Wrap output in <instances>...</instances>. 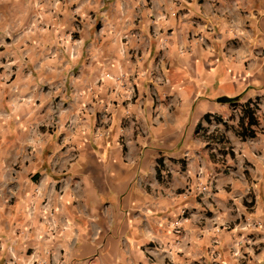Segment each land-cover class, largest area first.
<instances>
[{
    "label": "crops",
    "instance_id": "1",
    "mask_svg": "<svg viewBox=\"0 0 264 264\" xmlns=\"http://www.w3.org/2000/svg\"><path fill=\"white\" fill-rule=\"evenodd\" d=\"M0 264H264V0H0Z\"/></svg>",
    "mask_w": 264,
    "mask_h": 264
},
{
    "label": "trees",
    "instance_id": "2",
    "mask_svg": "<svg viewBox=\"0 0 264 264\" xmlns=\"http://www.w3.org/2000/svg\"><path fill=\"white\" fill-rule=\"evenodd\" d=\"M221 100V99H219ZM229 102H232V99H227ZM243 116L246 117V125L243 126L242 125V122H240V127H239V131H238V134L241 138H244L245 136H252V131L251 130H248V126L250 124H255V121L251 115V112H250V109H248L247 107L244 109L243 111ZM205 118H207V116H205Z\"/></svg>",
    "mask_w": 264,
    "mask_h": 264
},
{
    "label": "built area",
    "instance_id": "3",
    "mask_svg": "<svg viewBox=\"0 0 264 264\" xmlns=\"http://www.w3.org/2000/svg\"><path fill=\"white\" fill-rule=\"evenodd\" d=\"M258 104L259 103L252 102L249 104V106L247 108L254 110V108H256ZM243 110H244V108L236 106V107L232 108L231 113H233V115H235V116H241L243 114ZM239 139H241V138L239 137ZM200 174H201V171H198V175H200ZM186 190L189 191V188H187ZM199 191L201 193V192L205 191V188L202 187V188H200ZM234 253L236 254V252H234Z\"/></svg>",
    "mask_w": 264,
    "mask_h": 264
},
{
    "label": "water",
    "instance_id": "4",
    "mask_svg": "<svg viewBox=\"0 0 264 264\" xmlns=\"http://www.w3.org/2000/svg\"><path fill=\"white\" fill-rule=\"evenodd\" d=\"M224 100H227L226 98H224Z\"/></svg>",
    "mask_w": 264,
    "mask_h": 264
}]
</instances>
